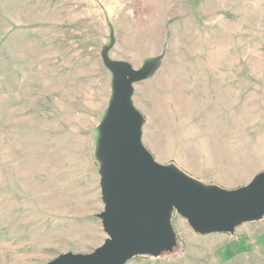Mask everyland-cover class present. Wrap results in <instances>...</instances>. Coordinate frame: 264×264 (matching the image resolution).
<instances>
[{"label":"rangeland","instance_id":"obj_1","mask_svg":"<svg viewBox=\"0 0 264 264\" xmlns=\"http://www.w3.org/2000/svg\"><path fill=\"white\" fill-rule=\"evenodd\" d=\"M132 71L142 143L160 164L234 190L264 171V0H0V264L90 254L107 236L99 129ZM127 264H264V217ZM229 260L225 249L240 243Z\"/></svg>","mask_w":264,"mask_h":264},{"label":"water","instance_id":"obj_2","mask_svg":"<svg viewBox=\"0 0 264 264\" xmlns=\"http://www.w3.org/2000/svg\"><path fill=\"white\" fill-rule=\"evenodd\" d=\"M102 52L114 76L113 98L99 133V185L103 211L97 215L107 238L90 254H61L47 264H127L137 256L159 257L176 247L173 213L198 235L232 234L264 217V171L234 190L206 186L173 165L158 163L142 143L143 116L133 105V86L152 63L132 71Z\"/></svg>","mask_w":264,"mask_h":264},{"label":"trees","instance_id":"obj_3","mask_svg":"<svg viewBox=\"0 0 264 264\" xmlns=\"http://www.w3.org/2000/svg\"><path fill=\"white\" fill-rule=\"evenodd\" d=\"M240 243H232L229 248L225 249V253H223V259L224 260H229L231 258H233L237 253H240L242 251V247L241 245L238 246ZM164 254V253H163Z\"/></svg>","mask_w":264,"mask_h":264}]
</instances>
